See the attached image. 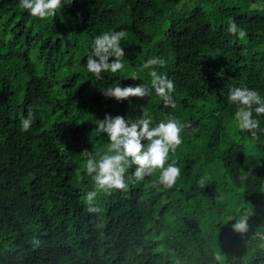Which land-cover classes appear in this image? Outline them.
<instances>
[{
    "label": "trees",
    "instance_id": "1",
    "mask_svg": "<svg viewBox=\"0 0 264 264\" xmlns=\"http://www.w3.org/2000/svg\"><path fill=\"white\" fill-rule=\"evenodd\" d=\"M62 2L55 17L39 19L19 0H0V264H264V131H242L227 99L240 86L264 97V0ZM229 18L244 39L228 33ZM110 30L127 33L124 67L96 80L87 55ZM153 56L167 62L157 70L175 84V108L155 94L102 95L116 83H149L137 69ZM142 111L153 126L168 117L190 125L165 163L181 176L167 189L156 170L98 194L102 212L87 213L95 185L81 154L108 145L97 120L131 123ZM256 118L264 129V115ZM243 215L248 231L239 234L232 226Z\"/></svg>",
    "mask_w": 264,
    "mask_h": 264
},
{
    "label": "clouds",
    "instance_id": "2",
    "mask_svg": "<svg viewBox=\"0 0 264 264\" xmlns=\"http://www.w3.org/2000/svg\"><path fill=\"white\" fill-rule=\"evenodd\" d=\"M18 7L32 17L47 19L55 17L57 11L63 10L65 4L62 0H19ZM227 31L238 39L247 36L245 29L239 27L232 18H229ZM126 36L127 33L123 30H110L95 37L87 55L86 68L89 73L95 74L96 80L102 79L101 74L104 72L117 73L124 67L126 54L122 41ZM110 58L114 59L109 62ZM166 63L162 57H150L137 69L147 73L150 77L149 83H141L135 87H121L120 83H116L101 93L106 99H115L117 102L129 98L144 99L155 94L165 107L175 108V84L172 79L157 70L164 68ZM131 79L137 80L135 76ZM227 99L230 104L235 105L234 118L238 127L257 138V132L264 131L256 118L264 115V97L257 90L240 86L231 87ZM33 120L34 114L29 110L26 117L20 120L22 133L30 131ZM186 127L190 125H185L173 117L161 120L153 126V119L148 111H142L141 117L131 123L119 115H106L103 120H97L96 131L106 134L108 145L103 153L85 151L81 154L87 157L86 172L95 185L94 190L86 195L87 213L98 215L102 212L101 207L94 206L98 194L111 195L113 190H127L129 181L139 183L145 177L153 175L156 170H160L158 185L171 189L181 176V168L175 162L167 164V167L165 163L170 151L175 152L182 144L181 133ZM133 166L135 171L126 176V170ZM198 183L203 186L204 179L201 178ZM248 219L247 215L236 219L232 226L233 231L246 233Z\"/></svg>",
    "mask_w": 264,
    "mask_h": 264
},
{
    "label": "rangeland",
    "instance_id": "3",
    "mask_svg": "<svg viewBox=\"0 0 264 264\" xmlns=\"http://www.w3.org/2000/svg\"><path fill=\"white\" fill-rule=\"evenodd\" d=\"M190 4H192V1L190 2ZM250 213H253V210H250ZM263 247H264V244H263Z\"/></svg>",
    "mask_w": 264,
    "mask_h": 264
}]
</instances>
